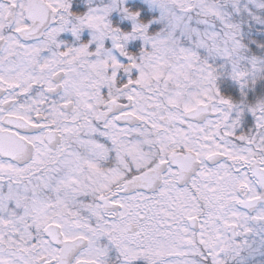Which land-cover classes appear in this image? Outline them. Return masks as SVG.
I'll return each instance as SVG.
<instances>
[{"label":"clouds","instance_id":"clouds-1","mask_svg":"<svg viewBox=\"0 0 264 264\" xmlns=\"http://www.w3.org/2000/svg\"><path fill=\"white\" fill-rule=\"evenodd\" d=\"M133 256L264 264V0H0V264Z\"/></svg>","mask_w":264,"mask_h":264},{"label":"snow or ice","instance_id":"snow-or-ice-1","mask_svg":"<svg viewBox=\"0 0 264 264\" xmlns=\"http://www.w3.org/2000/svg\"><path fill=\"white\" fill-rule=\"evenodd\" d=\"M18 31H19V29H18ZM106 44H107V42H105V45H106ZM93 47H95V45H93ZM81 51H83V49H81ZM122 114L130 115L131 113H122ZM28 123H30L32 127H37L36 124H32L30 121H29ZM7 131H8L9 133H11L12 135L19 136V138H20L21 140H25V141H27V138L24 137V136H20V134H19L18 132H13L12 129H7ZM27 142H28V143H31V141H27ZM161 163H166V161H161ZM90 167H95V165H90ZM100 199H103V197L101 196ZM111 203H112V205H113L114 207H118V208H119V207H123V205H121V204H120L118 201H116V200H112ZM190 219H191V217H190ZM57 227H58V225H57ZM201 243H203V241H201ZM209 256H211V253H209ZM132 260H133V264H142V261H140V260H136L134 256L132 257Z\"/></svg>","mask_w":264,"mask_h":264}]
</instances>
